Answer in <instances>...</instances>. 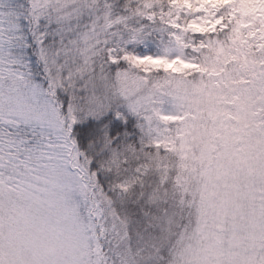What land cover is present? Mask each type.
Instances as JSON below:
<instances>
[{"label":"snow or ice","instance_id":"obj_1","mask_svg":"<svg viewBox=\"0 0 264 264\" xmlns=\"http://www.w3.org/2000/svg\"><path fill=\"white\" fill-rule=\"evenodd\" d=\"M0 264H264V0H0Z\"/></svg>","mask_w":264,"mask_h":264}]
</instances>
